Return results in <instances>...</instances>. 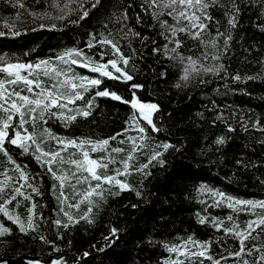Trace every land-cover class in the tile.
Returning a JSON list of instances; mask_svg holds the SVG:
<instances>
[{"label": "snow or ice", "instance_id": "snow-or-ice-1", "mask_svg": "<svg viewBox=\"0 0 264 264\" xmlns=\"http://www.w3.org/2000/svg\"><path fill=\"white\" fill-rule=\"evenodd\" d=\"M0 3L14 10V15L0 20L6 29L0 31V37H19L17 22L35 25L24 27L23 32L46 29L62 33L64 29L89 25L84 33L86 39L58 47L47 55H37L34 60L0 55V264H17L9 258L10 252L16 251L13 237L29 233H36L33 242L47 246L51 255L46 260L26 258L22 264H87L94 254L101 259L92 264H138L131 257V249L121 245L122 239L133 236L137 237L133 247L138 250L151 246L150 254H156L152 264H264V198H242L204 182L194 185L196 198L204 206L195 213L196 223L221 232L222 237L210 235L207 240H200L189 234L179 243H170V221L163 215L158 219L151 216V224L147 220L142 227L137 224L156 196L146 184L158 180L161 172L174 166L177 157L183 159L187 149V138L173 131H179L181 125L163 99L167 93L163 87L154 92L153 86L173 77L170 87L177 91H206L203 86L224 81L233 92L238 89L243 93L247 85L241 87L238 83L231 87V82L264 81V56L256 61L261 71L252 76L232 72L230 64L224 62L225 57L230 59L234 54L236 34L245 18L264 36V0ZM260 47L264 45L252 43L244 51L251 53ZM23 55H35V49ZM142 64L150 72L141 73ZM137 76L145 80L137 82ZM106 81L114 83L106 87ZM146 87L152 93L149 97L140 95ZM219 88L218 84L215 91ZM99 98H110L129 107L119 132L103 138H93L91 134L68 136L49 126L58 124L69 129L81 118L97 115L102 111ZM217 108L213 101L211 110L216 115L210 124L214 128L222 125L226 131L211 139L204 135L193 159L200 157L212 164L215 159L208 158L214 152L222 153L221 162L231 160L232 167L242 174L260 172L264 169V112ZM195 115L202 117V112ZM240 133L245 137V148L239 149V156L228 157L227 147ZM111 141H116V145ZM247 148L262 151L256 160H251ZM251 155L256 156V152ZM24 156L31 157L43 173H32L28 165L17 162ZM45 174L52 180L48 191L56 201L47 217L43 212L49 204L34 199H44ZM132 176H138L139 183L133 184ZM257 179L264 187V178ZM124 192L134 193L137 200L128 202L124 209L110 208V199ZM201 195L204 199H199ZM22 206L23 214L18 211ZM209 207L226 208L228 212L223 217L202 214ZM106 209L108 216L99 240L71 258L67 251L61 254L58 241H63L65 235L71 237L73 226L81 222L91 228L100 226ZM127 209L137 216L128 219ZM240 215L248 218L241 223ZM50 228L55 229V239L48 235ZM229 239L233 244L224 247ZM214 244L223 247V255L214 254ZM72 246L70 238L67 248ZM105 256L107 260L103 259Z\"/></svg>", "mask_w": 264, "mask_h": 264}, {"label": "trees", "instance_id": "trees-1", "mask_svg": "<svg viewBox=\"0 0 264 264\" xmlns=\"http://www.w3.org/2000/svg\"><path fill=\"white\" fill-rule=\"evenodd\" d=\"M29 4L33 0H27ZM14 15V10L11 6L5 7L3 3H0V20ZM254 19V18H253ZM18 28L21 30L19 37L4 36L0 37V55H7L10 58L19 59L22 61L32 59L34 60L37 55L43 56L54 51L58 47H68L76 44L78 40L86 39L84 33L88 30L89 25L85 24L83 27H73L64 29L61 32H49L46 29L38 30L36 32H23L24 27L32 28L35 25L29 23L27 25L17 22ZM0 31H6L3 23H0ZM242 41V42H241ZM252 43L258 45H264V36L259 34V30L249 25L247 18L241 21V29L236 34L235 42L233 44V52L231 58L225 57L224 62L230 64V70L232 72L239 71L241 75L247 74L252 76L261 71L260 66L256 63L261 56H264V47H260L259 50H254L251 53H246L244 49L248 48ZM83 46V45H81ZM139 46L138 44L136 45ZM29 49H35V55L24 56L23 53ZM147 63H151L149 60ZM141 73L149 71L146 64L139 66ZM2 75V74H0ZM147 79H151L148 76ZM173 77H170L167 81H160L159 85H154V92H159L161 87L167 93L163 97L166 105L173 110V116L176 118L177 124L181 125L179 131L173 130L179 137L187 138V149L184 153L183 159L177 157L173 165H169L164 172L159 174L158 180H153L151 184H146L154 194L155 199L150 201V207L145 210V214L140 216L137 220V224L143 226L145 220L151 224V216L155 215L158 219L160 215H163L170 221L169 231L171 235L167 237L170 243H179L180 238L186 239L189 234H194L195 238L200 240H207L210 235L221 236V232H216L210 227L199 225L196 223L195 213L197 210L202 209V206L197 198L196 193L193 191V186L201 182L208 184L211 187H219L222 190L231 193L233 195L242 198H264V187H262L257 179L258 176H262L264 169L260 172L249 171L242 174V171H238L232 167L231 160L227 162H221L222 153H215L208 159H215V163L209 164L203 158L196 157L195 153L203 139L204 135H208L209 139L213 138L218 132L226 131L222 125L212 127L210 121L216 115L213 112L212 106L213 101L219 107L227 106L228 108L242 109L245 112L253 110L259 114L264 112V81L260 79L252 81H232L231 87H235L236 84H240L241 87L247 85L244 88V92L241 93L238 89L233 92L231 88L224 84V81L212 82L211 86H203L206 91L199 89H186L177 91L171 89L170 85L173 82ZM143 76H137V82L144 81ZM114 82L106 81L105 86H112ZM218 84L220 85L219 91L217 89ZM122 90V87L121 89ZM140 95L149 97L152 95L147 90V87L140 92ZM97 103L102 109L97 115L89 119L81 118L69 129H63L58 124L53 127L54 131L61 132L63 135L68 136H80L91 134L93 138L96 137H107L114 133H117L124 127V121L127 119L129 114V107L124 105L122 102L112 101L110 98H99ZM197 112H202V117H196ZM239 117H237V121ZM192 121H195L193 123ZM197 125L200 126V130L197 131ZM239 133V128L237 127ZM258 136V134H257ZM112 145H116V141H111ZM246 140L242 133L238 134L234 141L231 142L227 147V156H239V149L245 148ZM248 158L256 160L261 154L259 148H247ZM252 152H256V156L251 155ZM19 156V153L16 154ZM94 155H99L96 153ZM3 162V156L0 155V163ZM18 163L26 164L30 167L32 173L41 174L43 169L31 159V157L24 156L19 157ZM227 177L228 179H225ZM43 189L45 191L44 199L41 200L39 196H35L34 199L39 203L47 202L49 209L44 210V216H49L51 208L55 206L56 201L53 199L52 194L48 189L51 188L52 180L48 175H43ZM151 179V178H150ZM133 184L139 183L140 178L138 176L130 177ZM191 195L192 199H189ZM199 199H204L201 195ZM137 198L132 192L121 193L118 198L110 199L109 207L124 209L128 202H135ZM82 208L86 205H82ZM143 208V202L141 204ZM21 214L24 213L25 208L22 206L18 209ZM37 212L40 208L37 207ZM127 218L131 219L137 216L136 212L131 209H127ZM226 208H206L202 214L207 215L211 213L218 217H223L227 214ZM108 216V210H104L101 214V225L96 228L87 226L84 222L73 226L71 237L65 235L63 241H58L61 246L62 253L68 252L69 258L79 251L87 249L89 244H92L99 240L101 231L103 230V224L106 222ZM54 218V217H53ZM248 217L240 215L239 219L241 223ZM43 230V225H42ZM63 231V230H62ZM37 235L36 233H29L27 235L17 234L13 237L15 244V252H10L9 258L15 260L17 264H22V260L31 257H38L41 260H46L51 255L49 248L40 242H33L32 237ZM48 235L50 238L55 239V229L50 228ZM71 238L72 247L69 250L67 248L68 241ZM137 237L133 236L130 240H121V245H126L131 249V257L138 261V264H152L156 258V254H150L149 247H145L142 250H138L133 247L136 243ZM159 240L161 237H156ZM233 241L228 240L224 247L232 245ZM121 245H118L119 248ZM43 249V251H41ZM139 251V256L137 255ZM159 251V249H158ZM213 252L217 257L223 255V247L219 244H214ZM16 253H19L17 256ZM166 254V253H165ZM143 257V259H141ZM101 259L98 254H94L91 257V261H87V264H92L93 261ZM107 260L108 256L103 257Z\"/></svg>", "mask_w": 264, "mask_h": 264}]
</instances>
